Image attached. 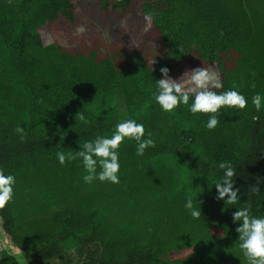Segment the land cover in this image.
<instances>
[{"label": "trees", "instance_id": "obj_1", "mask_svg": "<svg viewBox=\"0 0 264 264\" xmlns=\"http://www.w3.org/2000/svg\"><path fill=\"white\" fill-rule=\"evenodd\" d=\"M162 67L174 80L212 68L223 84L215 91L236 90L247 107L220 109L214 130L182 104L165 113L154 99ZM257 93L264 0H0V170L16 180L0 229L27 258L0 252V264H247L233 213L250 205L264 217ZM127 119L156 146L137 156L125 139L118 184L85 183L79 159L59 163L57 152L110 137ZM220 162L236 169L237 205L216 199ZM189 194L199 219L185 208Z\"/></svg>", "mask_w": 264, "mask_h": 264}, {"label": "clouds", "instance_id": "obj_2", "mask_svg": "<svg viewBox=\"0 0 264 264\" xmlns=\"http://www.w3.org/2000/svg\"><path fill=\"white\" fill-rule=\"evenodd\" d=\"M145 32L152 27L153 16L146 14ZM122 26L124 22L122 21ZM182 51V49H181ZM154 63V61H153ZM163 78L156 80L155 102L165 113L173 114L174 110L181 104L186 106L191 114L208 115L206 127L214 130L219 123L217 116L222 108H236L243 110L247 107V99L236 90H227L220 93L216 89L223 88L220 75L212 68L197 67L185 72L179 80L169 77V69H160ZM255 87V84H252ZM192 99L191 104L189 103ZM262 96L255 94L252 97L254 108L259 111L262 106ZM76 119L87 124L84 114L78 113ZM14 131L20 136L21 141L25 138L24 128L17 126ZM145 139V128L143 124L134 119L119 122L110 137L97 135L94 140L79 143L80 150L76 152H57L56 156L61 165L66 161L79 159L85 170L83 180L91 184L94 180L118 184L119 180V155L120 145L125 141H135L136 155L143 156L145 150L154 148L155 141ZM219 169L223 170L221 180L214 183L218 195L217 200H223L225 205H237L239 203V189H234L236 169L229 162H220ZM99 169V171H98ZM15 176L5 175L0 170V209H3L14 197ZM248 191L253 195L260 193V188L253 185ZM185 208L194 219L201 217L200 208L194 207L193 197L189 194L186 199ZM233 213V222L238 224L235 229L238 233V247L242 252L247 264H264V217H256L251 214V207L236 208Z\"/></svg>", "mask_w": 264, "mask_h": 264}, {"label": "rangeland", "instance_id": "obj_3", "mask_svg": "<svg viewBox=\"0 0 264 264\" xmlns=\"http://www.w3.org/2000/svg\"><path fill=\"white\" fill-rule=\"evenodd\" d=\"M113 108L117 113H122V106L123 103L121 101L120 97H115L112 100ZM0 252L1 253H9V254H13L14 257L20 262V263H26L27 262V258L26 256L21 253L16 247L13 246V244L10 242V240L8 239V237L3 234V232L0 229ZM44 264H48V263H44Z\"/></svg>", "mask_w": 264, "mask_h": 264}]
</instances>
